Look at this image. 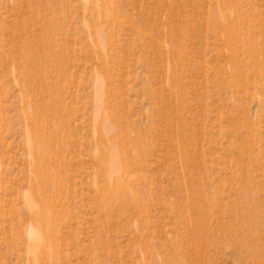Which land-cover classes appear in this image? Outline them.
<instances>
[{
    "label": "rangeland",
    "instance_id": "obj_1",
    "mask_svg": "<svg viewBox=\"0 0 264 264\" xmlns=\"http://www.w3.org/2000/svg\"><path fill=\"white\" fill-rule=\"evenodd\" d=\"M0 264H264V0H0Z\"/></svg>",
    "mask_w": 264,
    "mask_h": 264
},
{
    "label": "bare ground",
    "instance_id": "obj_2",
    "mask_svg": "<svg viewBox=\"0 0 264 264\" xmlns=\"http://www.w3.org/2000/svg\"><path fill=\"white\" fill-rule=\"evenodd\" d=\"M42 123V122H41ZM108 131V130H107ZM31 138H34V140L35 141H33V145H31L32 146V151H33V153L35 152V154L36 155H38L37 156V158H38V160L37 161H39V162H42V163H44V156L42 155V147H43V143L44 142H42L41 140H40V138H39V134H38V131H32V135H31ZM114 143V142H113ZM35 146H36V148H35ZM116 148V147H115ZM114 149V148H113ZM115 151V150H114ZM113 152V151H112ZM116 153V152H115ZM106 154V153H105ZM43 157H42V156ZM112 154H110V156H111ZM117 154H115V156H116ZM119 155V154H118ZM115 156H113V157H111L110 158V160H111V163L114 165V166H116V165H119L118 164V162L116 161L117 159H116V157ZM119 157V156H118ZM117 157V158H118ZM117 163V164H116ZM119 167V166H118Z\"/></svg>",
    "mask_w": 264,
    "mask_h": 264
}]
</instances>
